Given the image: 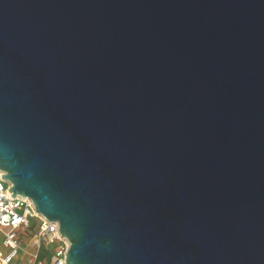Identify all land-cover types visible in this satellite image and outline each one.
Returning a JSON list of instances; mask_svg holds the SVG:
<instances>
[{
	"label": "water",
	"instance_id": "obj_1",
	"mask_svg": "<svg viewBox=\"0 0 264 264\" xmlns=\"http://www.w3.org/2000/svg\"><path fill=\"white\" fill-rule=\"evenodd\" d=\"M0 169L66 264H264V0H0Z\"/></svg>",
	"mask_w": 264,
	"mask_h": 264
},
{
	"label": "built area",
	"instance_id": "obj_2",
	"mask_svg": "<svg viewBox=\"0 0 264 264\" xmlns=\"http://www.w3.org/2000/svg\"><path fill=\"white\" fill-rule=\"evenodd\" d=\"M0 169V234L4 235L0 264H14L13 259L19 252L21 229L31 225L32 218L37 219L38 250L33 259L26 264H37L45 256L46 264H66L68 241L58 232V221H51L40 214L30 197L12 195L11 183L2 177ZM21 209V211H19ZM43 251L44 256H39Z\"/></svg>",
	"mask_w": 264,
	"mask_h": 264
},
{
	"label": "rangeland",
	"instance_id": "obj_3",
	"mask_svg": "<svg viewBox=\"0 0 264 264\" xmlns=\"http://www.w3.org/2000/svg\"><path fill=\"white\" fill-rule=\"evenodd\" d=\"M21 211V209L19 210ZM37 219L32 218L31 225L27 228L21 229L20 236V248L18 254L13 259L14 264H26L30 259L35 257L38 250V235H37ZM4 239V235L0 234V246ZM1 248H4L1 246ZM42 253H39L41 256ZM37 264H46L45 257L40 261L37 260Z\"/></svg>",
	"mask_w": 264,
	"mask_h": 264
},
{
	"label": "crops",
	"instance_id": "obj_4",
	"mask_svg": "<svg viewBox=\"0 0 264 264\" xmlns=\"http://www.w3.org/2000/svg\"><path fill=\"white\" fill-rule=\"evenodd\" d=\"M41 253H42V255H41V256L43 257V256H44V254H43V251H41ZM44 257H45V256H44Z\"/></svg>",
	"mask_w": 264,
	"mask_h": 264
}]
</instances>
